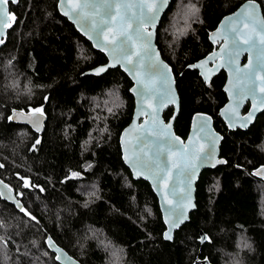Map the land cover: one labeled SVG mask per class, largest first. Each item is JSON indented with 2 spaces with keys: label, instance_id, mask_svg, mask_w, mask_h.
<instances>
[{
  "label": "trees",
  "instance_id": "trees-1",
  "mask_svg": "<svg viewBox=\"0 0 264 264\" xmlns=\"http://www.w3.org/2000/svg\"><path fill=\"white\" fill-rule=\"evenodd\" d=\"M177 1L168 5L155 36L180 100L173 128L184 138L194 112L210 113L226 163L201 172L196 207L172 241L161 236L149 184L133 179L121 159L118 134L133 107L129 78L119 67L85 73L106 58L58 13L56 0L9 3L17 20L0 46V178L36 219L0 198V264H59L46 236L82 264H264V180L252 174L264 164V112L246 130H228L217 116L225 102L224 72L204 82L186 67L210 51L208 32L243 0H192L199 11L190 27L181 19L186 32L179 39L174 33L180 29L170 27ZM257 1L264 16V0ZM109 90L120 99L111 111ZM12 107H41L43 131L9 121ZM171 112L163 111L165 120ZM71 172L80 177L66 179ZM18 177L34 187L24 188ZM202 235L208 240L200 243ZM114 249L123 251L110 258Z\"/></svg>",
  "mask_w": 264,
  "mask_h": 264
},
{
  "label": "snow or ice",
  "instance_id": "snow-or-ice-1",
  "mask_svg": "<svg viewBox=\"0 0 264 264\" xmlns=\"http://www.w3.org/2000/svg\"><path fill=\"white\" fill-rule=\"evenodd\" d=\"M9 3H18V0H0V45L5 43L4 37L6 30L13 26V24L7 23L6 19L12 20L13 23L17 20V17L10 13L7 8ZM168 4L169 0H139V3H124L121 0H101L99 3H92L91 0H83L81 5H76L74 0H67V4L64 3V0H61V6L66 9L64 15L75 19L77 23H81L85 19L90 20V24H82V28L85 29L89 39L96 41V47L102 51L105 49L108 50V55L111 57L112 62L106 67L96 69L95 74L99 75L106 72L108 68L119 65L126 72L133 75L137 84L142 86L134 89L142 98L157 95V84L159 83L162 86L159 92L160 106H164L165 101L168 100L167 85L170 82L169 74L172 70L160 60L159 53L153 45L155 32L147 31L146 27L150 25L155 29L161 12ZM113 8L116 10L115 13L112 11ZM85 9H93V12L89 15L85 13ZM198 11L194 4L189 3L187 6L181 5L175 23L179 24L182 19L186 28L190 27L189 21L197 17ZM226 20L227 23L224 25L223 35L227 47L222 48L225 63L221 67L228 66L237 74V79L242 74L249 84L255 85L256 74L264 71V19L260 17L259 5H257L255 0H248L239 18L233 20V18L229 17ZM245 22L251 24L247 33L241 32L239 27L240 24ZM113 25H118V27L115 32H112L111 38H109L105 30ZM186 28L174 33L176 39H179L181 35L185 34ZM101 35L104 37L103 40L100 39ZM243 52H254L255 61L254 63L250 62V65L246 68L241 69L237 66V60ZM208 59L210 60L212 57ZM203 63H207V60L201 62V64ZM201 64L193 65L192 67L199 68ZM142 72L149 74L148 81L141 78ZM205 79L207 80L208 77H205ZM260 83L264 85V76L260 77ZM260 91L264 92V87H261ZM234 94L238 98L237 108L239 107L240 99L248 95L253 97L252 111L249 112L248 116L239 118L240 126L247 127L255 116L256 111L260 107H264V97L260 99L258 107L255 102L256 93L254 87H238ZM116 100L118 101V97ZM32 111L42 114L41 108H35ZM109 111H111V108H109ZM158 113L159 107L155 108L151 113V120L148 127L141 125L138 129V132L142 133L147 131L151 136L156 138L154 147L152 145H144L139 148V151L134 152L131 157L126 155L125 159L132 164L134 169H138L135 172L137 176L147 174L146 178L153 179L154 183L158 186V190L160 178L170 174L173 168L184 177V189L182 190L183 195L180 197V202L169 209L170 218L165 221L168 224V231L164 234L165 239L170 240L172 239V230L179 227L183 220L187 219L184 211L177 213L176 209L183 208L184 200H190L191 185L198 171L199 163L215 167L217 164L226 163V161L215 159V145L219 138L211 135L208 130V121L210 118H202V122L198 128V133L207 147L201 145L197 149L194 143L185 145L178 136L172 135L169 131L171 124L165 125L163 121H160L158 119ZM8 119L10 121L15 120L16 113L14 112ZM230 125L234 126V123L230 121ZM104 131H107V129ZM137 140H139V136ZM189 140L191 141L192 138L190 137ZM36 143L39 144V140ZM128 143L130 144L131 141H128ZM146 147H152V156H149L148 152L145 151ZM33 148H35V145H33ZM177 153L180 154L181 159H173ZM165 155L168 157L167 161L164 159ZM184 161H187V163ZM2 167L4 165L0 164V168ZM255 174H264V166L258 169ZM79 177V172H71L66 179L73 180ZM18 178L23 181L24 188L34 187L30 180L24 177ZM164 187L166 188L167 185H164ZM0 189H3L0 190V197L7 198V193L11 192L9 185L5 184L3 180H0ZM17 195L22 196L23 192H18ZM164 195L165 203L171 205L172 201L167 199V193H164ZM172 195H176L175 188L172 190ZM13 203L32 220L36 219L15 197H13ZM207 240L208 237L206 235L200 237L201 243ZM0 243H4L2 237H0ZM46 243L49 248L57 253L56 260L62 261L65 258L63 250L56 246L51 237H48ZM245 247H248V245L245 244ZM122 251V249H114L113 256H117L118 252Z\"/></svg>",
  "mask_w": 264,
  "mask_h": 264
},
{
  "label": "water",
  "instance_id": "water-1",
  "mask_svg": "<svg viewBox=\"0 0 264 264\" xmlns=\"http://www.w3.org/2000/svg\"><path fill=\"white\" fill-rule=\"evenodd\" d=\"M172 0H169V4ZM92 3H99L101 0H91ZM121 2L124 3H139V0H121ZM257 5H259V10H260V17L261 19H264L263 13L261 6L257 0H255ZM64 3L67 4V0H64ZM74 3L76 5H81L83 3V0H74ZM248 3V0H243L240 4L237 5L236 8H234L232 11L224 14L216 23L215 27L211 29L208 34L207 38L210 43L214 45L212 50H210L207 54L204 56L200 57L199 59L193 61L192 63H189L186 65L187 68L189 69H196L198 72L199 77L204 81V82H209L211 78L216 75L218 72L221 70L225 74V79L224 83L222 85V91L226 95V100L225 102L219 107L217 113L220 117V119L223 121L224 125L227 127L228 130H235V129H241V130H246L256 119L257 115L264 110V107H260L258 111H256L255 116L253 117L252 121L247 125V127H241L239 123V118H243L248 116L249 112L252 111L253 109V97L251 95L246 96L245 98H242L239 100V107H236L237 104V96L234 94L236 88L242 87V88H248V87H254L256 97H255V102L257 106L259 107V101L262 97H264V92H261L260 89L261 87H264V85H261L260 83V77L264 76V71L258 72L255 76L256 83L255 85L249 84L241 74L240 78L237 79V74L234 73L228 66L221 67L222 64L225 63V56L222 52L223 47H227L225 44V37L223 35V30H224V25L227 23L226 18H233V20L237 19L240 17L241 13L244 11L246 5ZM168 4V5H169ZM168 5L165 7V9L161 12L160 18L157 20L156 27L153 29L150 25L146 27L147 31H154L155 35L153 37V45L156 49V51L159 53V58L161 61H163L164 64L168 66L169 69L172 70L171 65L162 57L160 50L158 49V46L155 42V36H156V28L159 24V21L167 9ZM7 8L9 10V4L7 5ZM56 8L58 13L66 18V20L71 23V25L74 27V29L84 38L86 39L92 46L93 49L101 52L104 54L106 58V62L93 66L92 68H89L88 70L85 71L87 74H92V75H97L95 74V70L101 67H106L109 63L112 62L111 57L108 55V50H101L100 48L96 47V41L94 39H89V36L86 34V31L84 28H82V24H90V20L85 19L81 23H77L75 19L70 18L69 16L64 15V11L66 10L64 7L61 6V0H56ZM85 13L91 14L93 12V9H85ZM113 13H115V9H112ZM10 12V10H9ZM11 13V12H10ZM7 23H11L10 19H6ZM118 25H113L110 28L106 29V33L108 34L109 38H111L112 32H115L117 30ZM241 32L247 33L249 28L251 27L250 23H242L239 25ZM8 30V29H7ZM7 30L5 33V37L7 35ZM218 30H220L218 32ZM103 35H101L100 39L103 40ZM243 39V37H241ZM218 43V44H217ZM217 44V45H216ZM1 46V45H0ZM209 57H212V59H208ZM207 63L201 64L202 61H206ZM255 61V53L254 52H243L239 56V59L237 60V66L241 69L246 68L247 66L250 65L251 63H254ZM201 64L199 68L192 67L193 65ZM116 67H119L120 70H122L126 76L129 78L131 85L129 86V93L131 94L133 98V107H132V112L130 116V120L128 123L123 126V128L120 130L118 134V144L120 148V155L123 164L128 168L131 176L133 179L138 180L142 179L145 180L154 195L156 196L157 199V204L158 208L161 214V220L164 225V228L162 230L161 236L164 240L167 241H172L174 237V233L176 230H178L185 222L189 221V216L192 210L195 209L196 207V201H195V191H196V182L201 174V172L204 169H211L214 167H211L209 165H205L202 163H199V168L198 171L196 172L195 179L192 181L191 185V195H190V200H184L183 201V208H177L176 211L179 213L180 211H184L185 215L187 216V219L183 220V222L179 225V227L175 228L172 230V239H165V232L168 231V224L165 222L166 219H169V209L173 208L178 202H180V197L183 195L182 190L184 189V177L177 172L175 168L172 169L171 173L168 174L167 176H162L159 180V190L158 186L156 183H154L153 179L146 178V175H140L137 176L135 174L138 169H134L132 164L129 163L126 159L125 156L131 157L134 152L139 151L140 147H143L144 145H152L154 147L155 145V140L156 138L151 136L147 131H144L142 133L138 132V129L141 125H144L145 127H148L149 122L151 120V113L153 110L157 107H159V113H158V119L160 121H163L165 125L171 124V128L169 129L170 133L174 136H178L181 141L184 142L185 145H189L190 143H194L196 148L199 149L201 145H204L207 147L205 144L204 140L200 137L198 133V128L202 122V118H210L208 121V130L211 135L218 137V141L215 145V159L217 160H224L225 158L220 156V150L219 146L222 140V134L217 131L213 125V120L210 114L202 111H196L194 112L191 117H190V122H189V128L187 131V134L184 138L179 136L178 134L175 133L174 128H173V123L174 119L179 111V105H180V100H179V95L176 89L175 85V77L173 70L171 71L170 75V82L167 85L168 88V100L165 101L164 106L159 105V92L162 89V86L157 84V95L155 96H147L142 98L140 95L137 94L134 89H137L138 87H142L141 85L137 84L136 79L134 78L133 75L129 74L126 72L122 67L117 65ZM114 68V67H113ZM205 77H208L206 80ZM141 78L144 79L145 81L149 80V74L147 72H142L141 73ZM248 103V107L246 111L242 112V109L244 105ZM168 107L172 108L171 115L168 117L167 120L164 119L163 117V111L167 109ZM35 108H30V109H23V108H18V107H12L9 110V116H12L13 113H16V119L11 121L13 123L17 124H23L27 125L32 131L41 133L44 129L45 121H46V113L42 109V114L41 113H35L32 110ZM234 110V111H233ZM10 121V120H9ZM230 121L234 123V126L230 125ZM139 136V140H137V137ZM192 138L190 141L189 138ZM128 141H131L129 144ZM145 151L148 152L149 156L153 155V150L152 147H146ZM143 156V154L141 153ZM165 161H167L168 157L165 155L164 157ZM173 159H181V156L179 153L176 154V156L173 157ZM187 163V161H184ZM1 164V162H0ZM220 165V164H217ZM216 165V166H217ZM215 166V167H216ZM264 166V164H260L257 167H255L252 170V174L264 180V174L261 175H256L255 173L257 172L258 169H261V167ZM0 180H3L0 178ZM4 181V180H3ZM5 184H8L6 181H4ZM9 185V184H8ZM164 185H167L165 188ZM11 188V192L7 193V198L0 197L1 199L5 200L8 203H11L17 210H20L15 203H13V197L15 199L19 200L20 203L22 204L21 200L17 198L14 189L12 188L11 185H9ZM175 188L176 190V195H172V190ZM3 190V189H0ZM7 191V190H4ZM164 193H167V199L172 201V204H166L165 203V195ZM23 205V204H22ZM48 237L46 236L45 242L47 241ZM53 240V239H52ZM54 241V240H53ZM201 243V242H200ZM56 244V243H55ZM47 245V243H46ZM57 247L61 248L65 254V258L62 261L56 260L59 264H82L80 261H78L76 258H74L72 255H70L64 248L56 244ZM48 247V245H47ZM49 248V247H48ZM55 255V253L51 248H49ZM204 264H208L205 262L204 259Z\"/></svg>",
  "mask_w": 264,
  "mask_h": 264
},
{
  "label": "rangeland",
  "instance_id": "rangeland-1",
  "mask_svg": "<svg viewBox=\"0 0 264 264\" xmlns=\"http://www.w3.org/2000/svg\"><path fill=\"white\" fill-rule=\"evenodd\" d=\"M189 3L194 4L192 0H179V1H177V4H176L174 10L178 13L180 11L181 5L187 6ZM176 19H177V17L175 16V14H173V16H172V18L170 20V23H171L170 27L175 32L178 29H180V30L181 29H184L183 27H181L182 22H180L179 24H176L175 23ZM172 39H174V37H172ZM113 94H115V95H113ZM106 95H107V99H108V102H107V105H106V110H109V108L112 109L114 106H118L120 104V99L117 96V94H116L115 91L109 90ZM117 97H118V101L116 100ZM92 100L95 101V102H97V103H101L102 104L101 98H96V99L93 98ZM37 108H41V107H37ZM261 191H263L262 188H261ZM261 201L263 202V205L261 203V207H262V210L264 211V191L262 192V200ZM110 254H111L110 255V258H111V256L113 255V253H110Z\"/></svg>",
  "mask_w": 264,
  "mask_h": 264
},
{
  "label": "flooded vegetation",
  "instance_id": "flooded-vegetation-1",
  "mask_svg": "<svg viewBox=\"0 0 264 264\" xmlns=\"http://www.w3.org/2000/svg\"><path fill=\"white\" fill-rule=\"evenodd\" d=\"M217 44H218V43H217ZM217 44H216V45H217ZM211 45H212V48H213L214 45H213L212 43H211ZM212 48H211L210 50H212ZM208 52H209V51H208ZM208 52H207V53H208ZM207 53H206V54H207ZM221 71H222V70H221ZM224 94H225V93H224ZM225 100H226V95H225ZM247 107H248V103H246V104L244 105V107H243V109H242V112L246 111ZM171 109H172V108H171ZM202 112H204V111H202ZM262 112H264V110H263ZM262 112H260V113H262ZM206 113H208V112H206ZM260 113H259V114H260ZM208 114H210V113H208ZM259 114H258V115H259ZM210 115H211V114H210ZM258 115H257V116H258ZM217 116L219 117L218 113H217ZM211 117H212L213 125H214V119H213V116L211 115ZM256 118H257V117H256ZM219 119H220V117H219ZM220 120H221V119H220ZM221 121H222V120H221ZM222 122H223V121H222ZM223 124H224V123H223ZM214 127H215V125H214ZM225 127H226V126H225ZM226 128H227V127H226ZM215 129H216V128H215ZM216 130H217V129H216ZM217 131H218V130H217Z\"/></svg>",
  "mask_w": 264,
  "mask_h": 264
}]
</instances>
